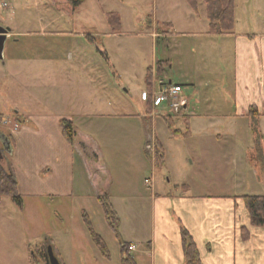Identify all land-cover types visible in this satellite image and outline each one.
I'll use <instances>...</instances> for the list:
<instances>
[{
  "label": "crops",
  "instance_id": "1",
  "mask_svg": "<svg viewBox=\"0 0 264 264\" xmlns=\"http://www.w3.org/2000/svg\"><path fill=\"white\" fill-rule=\"evenodd\" d=\"M200 9L201 1L199 11L185 18L188 31L184 33L195 34L189 36L198 40L180 59L185 81L172 77L173 61L167 57L163 59L171 62V73L161 76L182 85L181 94L186 99L182 117L206 119L217 111V118L225 122L217 131L214 122L192 127L193 133L208 137L204 164L208 172L209 167L214 169L211 183L219 184L215 190L197 192L189 185L156 190L154 170L149 193L129 176L120 180L111 177L96 149L98 139L80 131L76 121L84 120L80 122L85 124L118 117L143 122L145 115L107 110L106 91L97 90L94 80L82 84L70 76L59 58L62 49L36 52L22 39L28 32L4 24L10 32L0 59V87L18 86L30 95L34 92L29 90L40 89L41 95L34 93L26 99L4 95L6 98L0 99V113L10 115L7 111H12L19 118L17 128L9 131L13 143L6 165L23 196L20 206L11 198L0 206V264H45L32 259L33 248L42 241L55 247L62 264H116L111 243L102 233L105 224H100L101 232L94 227L96 216L109 225L101 197L110 199L119 221L117 264H121V242L136 244L130 251L136 264H186L183 228L196 242L203 264H264V228L251 222L244 200L245 195H264V183L246 156L247 147L254 144L248 116L251 106L260 113L264 135V29L240 30L235 13L232 32H209L208 20L205 32L202 25L196 33ZM164 23L174 27L172 17ZM204 88H208L206 99ZM215 89L224 96L214 97ZM62 118L75 123L73 144L62 133ZM245 119L243 128L240 121L245 123ZM53 206L56 211L51 214ZM90 206L96 214L93 218L88 213ZM84 213L106 242L109 257L101 253L92 236L89 241Z\"/></svg>",
  "mask_w": 264,
  "mask_h": 264
},
{
  "label": "rangeland",
  "instance_id": "2",
  "mask_svg": "<svg viewBox=\"0 0 264 264\" xmlns=\"http://www.w3.org/2000/svg\"><path fill=\"white\" fill-rule=\"evenodd\" d=\"M200 1L201 11L198 16L201 18L196 19L199 21V27L194 30L196 33L201 31L202 25L205 32L208 25L205 3ZM3 2H6V5ZM54 2L0 0V23H11L16 31L28 32L22 39H26L29 47L36 49V52H41V49H62L59 58L65 70L70 72V76L82 84L94 80L97 90L106 91L107 110L145 115L143 122L118 117L96 119L93 123L89 121L85 124L80 122L84 120L76 121L80 131L98 139L100 146L96 149L108 174L119 180L129 176L145 193L153 189L145 182L146 177L152 176L153 170L156 190L163 191L167 187L175 189L176 185H189V188L196 192L215 190L219 184L211 183L214 179V172L211 171L214 169L209 167L208 172L204 164V146L208 143V137L200 132L193 133L192 129H198L203 122H214L216 126L210 127H213L214 131L221 130L224 120L217 118L218 112L215 110V114L209 113L214 115L206 119L193 117L187 124L182 117L184 106L171 110L167 102L160 106L153 105V91H159L162 75L157 76L156 72L152 74L151 90L147 84L149 68H156V60L165 57L173 61V72H167L171 73L175 80L185 81L181 74L183 66L180 59L190 53L195 41L198 42L193 37L195 34L184 33L188 31L185 18L189 14L195 15L187 0H85L72 14L59 9ZM235 4L240 30L264 29V0H235ZM116 12L119 15V24L114 18L112 21L110 18ZM167 17L173 18L172 29L164 23ZM186 84L190 86V83ZM207 89L204 88V99ZM29 92L41 95L40 89H32ZM34 93L25 94L23 88L13 85L7 89L0 87L1 101L6 98L4 95L26 99L34 96ZM217 94L224 96L220 90L215 89V96H212L217 97ZM149 96L150 112L147 102ZM33 100L34 98L31 102ZM206 107L204 102V109ZM220 109L223 111L224 106ZM7 113L12 114H3L0 119V130L3 132L0 133V152L3 158L10 160L11 154L4 149L3 142L10 138L9 131L17 128L19 118H16L18 116H14L12 111ZM168 114L172 117L171 120H174L172 126L166 119ZM246 120L245 123L240 121L243 128L246 127ZM187 132L189 133L186 134ZM93 144L95 146L94 142ZM161 149L164 153L163 165L156 164ZM6 159L2 162L8 170ZM8 198L10 197H1L3 203L0 206L6 204ZM88 209L91 218L96 216L92 206ZM55 211L53 206L50 213ZM145 213L148 217L147 207ZM100 224L106 226L102 233L111 243L113 261L117 264L120 258L119 236L115 235L103 218L101 220L98 216L94 217V227L98 232H101ZM90 236L89 234L88 238L91 242Z\"/></svg>",
  "mask_w": 264,
  "mask_h": 264
},
{
  "label": "trees",
  "instance_id": "3",
  "mask_svg": "<svg viewBox=\"0 0 264 264\" xmlns=\"http://www.w3.org/2000/svg\"><path fill=\"white\" fill-rule=\"evenodd\" d=\"M57 7L68 14H72L74 10L80 6L85 0H54ZM195 12L199 11V0H187ZM206 7V14L209 20V32L211 33H227L232 32L236 23V4L235 0H203ZM112 20H116L119 24L118 13L112 14ZM114 18V19H113ZM155 72L157 76L163 75L171 67V62L168 59H160L155 65ZM154 73V67L149 68L148 73V89L151 90L152 74ZM150 96L147 98L148 112L150 105ZM249 122L252 128L254 144L247 147L246 156L250 165L254 168L255 173L260 182L264 183V135L260 129L259 116L260 113L256 106H251L248 111ZM3 118V114L0 113V119ZM169 125L172 126L174 120L170 114L166 116ZM185 121L188 124L189 120L185 117ZM62 127V133L66 140L73 144L75 141V125L71 119L62 118L60 120ZM1 131V130H0ZM176 132V131H175ZM174 132V133H175ZM1 133H3L1 131ZM187 132L186 134H188ZM10 139V138H9ZM12 139H10V145L12 147ZM4 146V142H3ZM161 146V145H160ZM11 154V153H10ZM163 150L160 151V156L156 159V164L163 165L164 155ZM6 157L0 159V198L3 196L10 197L18 205L23 204V196L19 191L18 184L15 179V175L11 170L4 168L3 160ZM8 159V158H7ZM244 200L246 206L250 212L251 222L254 225L261 226L264 228V195H245ZM100 203L103 207L106 220L112 230L118 235L119 221L116 215V211L108 197H101ZM84 222L86 223L91 236L93 237L96 245L102 251V253L109 257V249L100 234H98L90 221L89 216L83 214ZM183 236V249L186 257V264H203L199 249L196 242L192 238L189 231L185 228L182 229ZM51 245V244H49ZM129 243L121 242V264H136V260L129 250ZM56 254L55 247L53 246ZM57 255V254H56ZM33 260H42L45 264H51L48 254V242L42 241L33 248L32 253Z\"/></svg>",
  "mask_w": 264,
  "mask_h": 264
},
{
  "label": "built area",
  "instance_id": "4",
  "mask_svg": "<svg viewBox=\"0 0 264 264\" xmlns=\"http://www.w3.org/2000/svg\"><path fill=\"white\" fill-rule=\"evenodd\" d=\"M4 5H6V2H3ZM160 88L159 91H153V105L154 106H160L163 102H167L169 104V107L171 110L179 109L180 106H184L186 103V100L183 96H181V91H182V85L174 83L172 81H167V80H160ZM182 97V99L180 98ZM149 137H151L149 135ZM151 139H149L150 141ZM148 144V142H147ZM151 145V144H150ZM153 153L155 154V150H153ZM145 182L149 186H153V176L151 177H146ZM1 202V199H0ZM136 248V244H130L129 245V250H134Z\"/></svg>",
  "mask_w": 264,
  "mask_h": 264
},
{
  "label": "water",
  "instance_id": "5",
  "mask_svg": "<svg viewBox=\"0 0 264 264\" xmlns=\"http://www.w3.org/2000/svg\"><path fill=\"white\" fill-rule=\"evenodd\" d=\"M9 32H10V27L4 26L0 23V59L4 57L3 52H4L5 42L8 37ZM4 149L8 153H12V147L10 145V140L8 138L4 140ZM2 158H3V155L0 152V159ZM48 254H49V259H50L51 264H62L58 256L55 254L52 245H48Z\"/></svg>",
  "mask_w": 264,
  "mask_h": 264
}]
</instances>
